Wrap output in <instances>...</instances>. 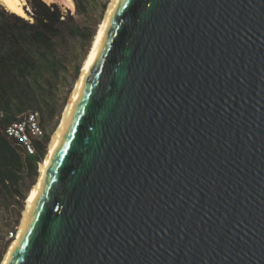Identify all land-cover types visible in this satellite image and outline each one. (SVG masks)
I'll return each mask as SVG.
<instances>
[{
    "label": "water",
    "instance_id": "1",
    "mask_svg": "<svg viewBox=\"0 0 264 264\" xmlns=\"http://www.w3.org/2000/svg\"><path fill=\"white\" fill-rule=\"evenodd\" d=\"M1 264H264V0H109Z\"/></svg>",
    "mask_w": 264,
    "mask_h": 264
},
{
    "label": "trees",
    "instance_id": "2",
    "mask_svg": "<svg viewBox=\"0 0 264 264\" xmlns=\"http://www.w3.org/2000/svg\"><path fill=\"white\" fill-rule=\"evenodd\" d=\"M28 1L31 20L0 5V185L18 194L23 176L37 174L48 135L36 143L35 154L23 158L15 140L6 135L5 127L26 111L40 109L41 124L54 116L51 93L59 72L58 59L52 53L54 41L65 31L74 33L77 29L74 22L66 25L70 16L57 3ZM74 2V8L80 11ZM26 13L29 14L27 10Z\"/></svg>",
    "mask_w": 264,
    "mask_h": 264
},
{
    "label": "rangeland",
    "instance_id": "3",
    "mask_svg": "<svg viewBox=\"0 0 264 264\" xmlns=\"http://www.w3.org/2000/svg\"><path fill=\"white\" fill-rule=\"evenodd\" d=\"M76 1L80 11H77L76 8L74 10L66 8L60 1H45L46 3H57L61 11L70 16L66 25H71L74 22L77 28L74 33L65 31L61 37L56 38L54 41L52 53L58 59L59 64L56 68L59 72L58 79L53 81L55 86L53 87V93H51V106L54 110V116L50 119L47 118L43 123L45 134L48 135L47 147L51 135L58 126L64 106L79 74L84 57L89 50L94 33L109 2V0ZM0 5L2 4L0 3ZM25 10L28 13L31 10L28 0H26ZM27 15L28 20H31L30 13ZM34 108L37 109V107ZM38 110L40 111V109ZM38 173L39 163L36 175L23 176L18 185V190L22 196L17 191H10L0 185V264L9 244L16 238L28 191L37 181ZM10 231H13L12 236H9Z\"/></svg>",
    "mask_w": 264,
    "mask_h": 264
},
{
    "label": "built area",
    "instance_id": "4",
    "mask_svg": "<svg viewBox=\"0 0 264 264\" xmlns=\"http://www.w3.org/2000/svg\"><path fill=\"white\" fill-rule=\"evenodd\" d=\"M8 137L15 140L23 158L36 153V143L45 136L43 124L40 121L39 111H26L5 127ZM39 163V162H38ZM13 231L9 232V236Z\"/></svg>",
    "mask_w": 264,
    "mask_h": 264
},
{
    "label": "bare ground",
    "instance_id": "5",
    "mask_svg": "<svg viewBox=\"0 0 264 264\" xmlns=\"http://www.w3.org/2000/svg\"><path fill=\"white\" fill-rule=\"evenodd\" d=\"M44 1H53V0H44ZM56 1H60L61 4H63L66 8H69L71 10H74V2L73 0H56ZM0 3L10 12L16 14V15H19L25 19H28V15L26 13V10H25V4H26V0H0ZM100 24V23H99ZM99 26V25H98ZM98 28V27H97ZM95 36V35H94ZM94 38V37H93ZM84 62V61H83ZM83 64V63H82ZM82 67V66H81ZM57 129V127H56ZM56 129L54 130V132L56 131ZM53 132V134H54ZM53 134L51 135V137L53 136ZM47 152V151H46ZM45 156H46V153L43 157V159L41 160L42 161H45ZM38 178V177H37ZM36 183V182H35ZM35 183L32 185V187L30 188L27 196L29 195V193L31 192V190L33 189ZM27 199V198H26ZM16 239V238H15ZM14 239V240H15ZM11 244V243H10ZM9 244V246H10ZM8 246V248H9ZM7 248V250H8ZM6 250V252H7ZM5 252V254H6ZM5 254H4V257H5ZM3 257V259H4ZM2 259V261H3ZM1 261V263H2Z\"/></svg>",
    "mask_w": 264,
    "mask_h": 264
}]
</instances>
